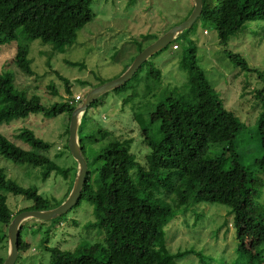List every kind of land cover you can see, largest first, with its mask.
Returning a JSON list of instances; mask_svg holds the SVG:
<instances>
[{"label":"trees","instance_id":"obj_1","mask_svg":"<svg viewBox=\"0 0 264 264\" xmlns=\"http://www.w3.org/2000/svg\"><path fill=\"white\" fill-rule=\"evenodd\" d=\"M91 2L0 0V46L16 41L11 62L22 73L33 75L32 60L28 56L30 41L40 39L55 47L52 48L54 51L70 45L78 31L93 16ZM199 17L213 24L220 41L226 43L246 21L264 19V0H215L213 5L203 0ZM160 35L151 36V42ZM137 44L136 55L145 47L140 42ZM173 44L176 42L173 41ZM195 48L190 45L183 59L182 67L187 70L188 78L181 91H155L151 88L145 90H154L153 93L139 91L136 86L131 87L129 84L138 70L124 84L113 89L119 96L122 95L123 107L140 94L142 97L158 94L160 101L155 108L162 105L165 107L164 114L158 119L159 124L154 127L152 121L155 118L151 116L157 115L153 110L149 111V101L139 100L131 108L132 117L147 147L144 153L145 164L130 150V139L120 140L85 112L79 129L81 152L87 167L89 164L97 166L93 178L87 169L81 194L73 207L78 206L82 199L92 204V227L101 228L104 237L102 241L77 245L72 250L59 246L46 247L49 251V264H123L113 259L116 256L134 257L137 260L150 256L146 264H179L178 260L191 250L172 253L159 240L163 237L165 227L179 212L202 202L227 206L233 214L234 224L238 226L241 222L251 220L264 223V196L262 203L254 200V186L260 179L246 169L240 160L242 154L234 149L244 145V133H247L248 127L233 109L224 106L214 92L204 71L196 64ZM229 55L235 63H242V69L248 68L240 54ZM71 64L77 65L73 62ZM14 76V71L10 69L0 70V125L24 120L31 113H42L50 117L66 114L67 123L63 135L68 134L69 118L77 103L68 79L59 75L66 97L60 95L58 101L45 104L38 95L27 96L25 92L16 89ZM154 79L157 83L161 80L159 69L152 68L149 71L148 80ZM80 83L90 85L86 81ZM47 87L52 94H56L53 85ZM255 97V106L260 105L261 111L255 122L259 156L254 163L257 169L264 171V87ZM99 99L90 106L97 105ZM15 139L24 145L0 132V157L17 164L42 168L43 180L53 171L71 179L61 199L49 200L36 187L19 185L6 176L0 167V242H4V250H7V226L13 216L25 210H44L57 206L67 196L75 175L73 165L61 167L47 155L51 144L37 137L31 129L19 127ZM220 143L223 147L210 154L209 146ZM231 155L233 158H230ZM8 192L21 194L31 200L32 204L14 213L7 204ZM162 193L167 198L157 196ZM38 223L42 224V221ZM21 229L17 258L29 246L21 237ZM238 237L240 241L237 249L240 255L248 254L243 264H253L255 261L263 264L261 251H249L243 238ZM3 260L0 259V264Z\"/></svg>","mask_w":264,"mask_h":264},{"label":"rangeland","instance_id":"obj_2","mask_svg":"<svg viewBox=\"0 0 264 264\" xmlns=\"http://www.w3.org/2000/svg\"><path fill=\"white\" fill-rule=\"evenodd\" d=\"M205 3L213 5L215 0H205ZM90 8L93 13L91 20L78 31L76 39L70 45L60 47L61 50L54 51L52 48L55 47L41 42L40 39L30 41L28 56L32 60L35 72L33 75L22 73L12 64L16 41L0 46V70L14 71L16 89L25 92L27 96L38 95L43 103L51 104L58 101L60 95L66 97L60 78L62 76L71 84L73 95L82 96L91 85L97 86L101 82L119 77L136 56L138 42L147 46L153 39L151 36L160 35L185 20L193 8V0H92ZM173 41L178 49L172 48ZM173 41L149 57L129 84L131 87L136 86L139 91H147L145 88L155 91H181L188 78L187 70L182 67L183 59L187 55L188 47L195 46L196 64L204 71L214 92L225 107L233 109L239 119L246 122L248 130L244 133L245 143L234 149L242 154L240 160L246 169L260 179L254 186V200L262 203L264 171L257 169L254 161L259 156L255 122L261 111L260 105L255 106V96L264 87V19L246 21L226 43H222L213 24L198 17L191 28ZM230 53L240 54L248 68L242 69V63H235ZM72 62L77 65H72ZM152 68L160 70L159 83L155 79L148 80V73ZM81 81L90 85H81ZM47 85H53L56 94H52ZM99 98L97 105L86 110L87 115L111 130L120 140L130 139V150L145 164L144 153L147 147L142 141L140 128L132 117L131 108L139 100L149 101V111L153 110L158 116H151L155 118L152 127L157 126L158 119L165 110L163 105L155 108L160 101L158 94L144 97L140 94L125 107L121 104L122 95L119 96L114 90ZM66 123V114L50 117L42 113H31L24 120L0 125V132L24 145L15 139V132L19 127L26 126L37 137L51 144L47 151L50 158L61 167L73 165L75 172L76 162L67 146L68 134L63 135ZM222 147V143L210 145L209 153L213 154ZM96 166H88L92 178L96 173ZM0 167L6 176L19 185L34 186L49 200L61 199L70 184L71 177L66 179L53 171L43 180L42 168L17 164L4 157H0ZM157 196L167 198L163 193ZM7 204L15 213L21 207L30 206L32 201L21 194L8 192ZM233 221V214L227 206L198 203L173 218L165 227L159 243H164L172 253L191 250L188 255L178 260L179 264H243L248 254L240 255L237 249L239 235L249 251H261L264 257V223L251 220L241 222L238 226ZM93 222V205L86 199H82L78 206L55 219H29L23 222L21 237L29 246L14 264H49V251L46 247L59 246L72 250L77 245L102 241L104 231L97 226L92 227ZM4 245V242H0V259L7 256ZM113 259L123 264H146L150 256L138 258L139 260L119 256Z\"/></svg>","mask_w":264,"mask_h":264},{"label":"water","instance_id":"obj_3","mask_svg":"<svg viewBox=\"0 0 264 264\" xmlns=\"http://www.w3.org/2000/svg\"><path fill=\"white\" fill-rule=\"evenodd\" d=\"M203 0H193V8L188 17L181 23L170 27L162 35L157 37L150 44L145 46L132 60L126 70L117 78L106 81L102 84L89 88L77 101L71 112L68 122V141L67 146L72 158L76 162L75 175L71 188L67 196L55 207L44 210H25L17 213L7 226V256L1 264H14L18 257V236L23 222L29 219L50 220L66 213L77 202L83 187L85 176L87 174V161L81 152L79 129L82 118L91 105L106 92L113 90L127 80L139 69L142 63L149 57L164 48L178 35L191 28L195 20L201 15Z\"/></svg>","mask_w":264,"mask_h":264},{"label":"built area","instance_id":"obj_4","mask_svg":"<svg viewBox=\"0 0 264 264\" xmlns=\"http://www.w3.org/2000/svg\"><path fill=\"white\" fill-rule=\"evenodd\" d=\"M178 46H177V44H173V48L175 49V48H177ZM80 97H81V95H76V96H74V99L76 100V101H78L79 99H80Z\"/></svg>","mask_w":264,"mask_h":264},{"label":"clouds","instance_id":"obj_5","mask_svg":"<svg viewBox=\"0 0 264 264\" xmlns=\"http://www.w3.org/2000/svg\"><path fill=\"white\" fill-rule=\"evenodd\" d=\"M178 46V45H177ZM172 48H173V45H172ZM178 48V47H177ZM177 48H175V49H177ZM174 49V48H173ZM81 98V97H80Z\"/></svg>","mask_w":264,"mask_h":264},{"label":"crops","instance_id":"obj_6","mask_svg":"<svg viewBox=\"0 0 264 264\" xmlns=\"http://www.w3.org/2000/svg\"><path fill=\"white\" fill-rule=\"evenodd\" d=\"M178 49V48H177Z\"/></svg>","mask_w":264,"mask_h":264}]
</instances>
